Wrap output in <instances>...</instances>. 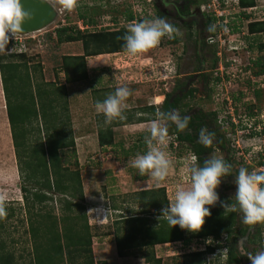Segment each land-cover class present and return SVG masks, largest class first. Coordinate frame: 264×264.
Returning a JSON list of instances; mask_svg holds the SVG:
<instances>
[{"label":"rangeland","instance_id":"obj_1","mask_svg":"<svg viewBox=\"0 0 264 264\" xmlns=\"http://www.w3.org/2000/svg\"><path fill=\"white\" fill-rule=\"evenodd\" d=\"M49 3L56 11L53 23L39 32L15 36L11 41L21 45L31 77L36 76V73L33 74L31 66L38 63L43 82H53L55 86H64L62 91L64 97L57 98V100L58 103H63L65 98L71 119L82 194L83 198H87V201L83 199V205L92 235L91 250L94 263L143 264V261L137 257V253L133 250L128 251L127 255L121 259L116 255L113 239L116 228L122 225H115L114 222L121 213L127 215L126 210L136 208L129 198V194L142 189L162 187L169 203L174 199L175 191L179 186H188L191 183L187 164L192 154L188 147L177 144L169 129L166 151L171 155L173 167L169 170L165 181L157 185L147 174L141 175L137 169L130 165L129 161L138 153L144 154L147 151L144 137L149 134L147 129L150 121L155 118L157 109L160 110V103L156 104L155 98L160 97L162 101L163 93L169 88L170 77L173 75L172 63H174L176 53L180 54L178 59L181 65L189 61V66L184 70L189 71L190 67L198 66L195 51H192V41H186L184 36L186 32L181 29L182 27H178V34L175 36L181 44L175 51L165 44L163 38L157 46L137 55H130L122 51L115 54H102L98 57L95 56L96 58L86 57L85 64L86 61H94L91 64L93 63L95 68L92 66L93 69H86V79L66 83L64 74L59 70L61 57L82 55V46L80 42L56 43L54 37L56 28L66 26L83 33L111 32L117 28H128L129 23H126L127 21L124 19L126 13L129 12L132 15L131 21H142L150 11L143 10L142 0H78V6L71 12L63 9L56 1L49 0ZM236 4L237 2L234 0H194L189 8L190 11L195 10L194 12L198 13L200 6L208 5V8H204V14L214 17L211 25L216 26V40L214 45L213 43L209 45V42H206L207 28L205 27L206 30L201 29V33L204 34L200 45L204 42L209 46L205 47V50L203 49L204 45L199 49L204 66L201 72L205 71L201 77L209 78L210 82L208 85L207 79L204 83L198 81L193 84L192 89L195 92L193 99H190L187 104L188 110H202L205 116L209 112L215 113L218 110L219 115L227 117L228 115L221 112L222 109L228 110L224 99L236 100L235 108L231 105L233 116L239 123L236 128L231 127L230 130L222 131L223 128L217 123V113H215V119L212 122H209L211 117L205 118L207 129L212 127L223 138H227V140L225 139L226 150L224 152L213 149L205 158H210L213 155L222 156L232 165L233 173L223 177L216 189L219 197L230 200L236 192L235 171L238 172L241 167L247 168L249 172L264 170L263 136L246 135L248 131L250 133L251 129L259 126L260 121L263 122L264 76L253 75L256 70L251 67V62L259 55L255 48L260 41H264V33L249 35L246 26L249 22L263 20L261 15L264 12V0H253V6L244 11L248 16L246 19L240 16ZM89 21L92 22L91 27L87 25ZM191 25L193 26V24ZM196 28L195 26L190 27L189 32H193ZM232 28H237V31L232 32ZM183 44L188 48L186 54L180 50V48H184ZM12 50L14 47L10 45L6 51H0V53H9ZM212 50L222 59V65H218L216 69H212L211 66ZM193 58H195L194 62ZM226 61L229 62L226 63L227 65H225ZM180 71L182 70L180 69ZM218 76H221V81L215 84L212 80ZM36 77L38 79V76ZM121 85L128 86L133 93L127 101L128 109L125 113L127 118L106 124L104 115L96 112L95 103L103 101L109 93H113ZM206 86L209 91L206 90ZM256 94L257 96H255ZM149 105L154 107L153 115L144 110ZM180 106H182V102ZM224 120L223 118L220 123L223 124ZM107 127L112 132L113 145L99 148L97 133ZM235 131L241 133L237 135ZM230 134L240 137L231 141ZM257 163L263 165L257 166ZM19 187L20 179L17 175L0 83V193L7 195V207L10 206L13 209L12 216L5 222V232L0 233V242H2L5 251L12 254L13 264H28L29 244ZM54 214L58 216L56 215L59 214L58 210L54 209ZM241 215L240 213L237 215L235 229L248 226L254 231V234L256 228L260 230L261 234L264 232V223L246 225L242 222ZM154 218L158 219V217ZM248 240L247 248L249 249L252 247V243ZM235 241L236 250L242 256L240 264H250V260L241 253L243 244L239 242V237H236ZM221 243L223 245V241ZM206 246L216 249L212 254H205L202 264H225L223 256L218 254L225 248L221 246L220 242L215 243L210 239L204 242L193 240L185 246L176 242L167 243L155 246L153 249L155 256L161 259L160 264H187L190 258L186 257V253L203 251ZM260 249L262 247H259L258 250ZM243 250L248 251L245 247Z\"/></svg>","mask_w":264,"mask_h":264},{"label":"trees","instance_id":"obj_2","mask_svg":"<svg viewBox=\"0 0 264 264\" xmlns=\"http://www.w3.org/2000/svg\"><path fill=\"white\" fill-rule=\"evenodd\" d=\"M52 1L57 2V0ZM236 1L240 16L244 19L248 18L244 11L253 6V0ZM124 19L131 21L132 15L128 12ZM212 21H214L213 16H205L204 27L208 28ZM87 25L91 27L92 22L89 21ZM246 30L249 35L264 33V21L250 22ZM126 31L125 28H118L111 32L83 33L66 26L56 28L54 30L56 43L80 42L82 46V55L61 57L59 70L64 74L65 82L74 83L86 79V57L124 51L125 42L120 37H123ZM231 31H237V28H232ZM207 33V37L215 36V31H207ZM172 41L174 40L171 38ZM17 44L10 40L7 48L11 45L14 50L0 53V83L17 175L20 179L19 191L23 200L24 222L29 244L27 262L28 264H95L91 250L92 235L83 205L84 198L71 119L65 98L63 103H58L57 100L64 97L62 93L64 86L43 82L38 63L31 66L33 74L36 73L38 79L36 76L31 77L27 60L22 53L24 51L21 45ZM255 49L259 55L251 62V67L256 70L253 75L264 76V41H260ZM211 55L212 69H216L218 63L214 50L211 51ZM212 81L217 83L221 79L216 77ZM209 82L208 78L207 84ZM194 91L191 90L188 94ZM168 97L167 95L160 109L162 112L174 110L177 101L179 102L177 99L169 103ZM160 101V97L155 98L156 104ZM235 101L232 100L233 106ZM144 110L152 115L155 112L153 106H147ZM207 117H211L209 122H212L215 113L209 112L206 116L193 117L184 131H178L174 124L169 126V132L176 136L177 144L185 145L192 155L198 157L196 162L199 166H203L205 156L213 149L221 150L223 146L225 148L227 140L212 129L210 123L211 129L208 131L215 134L216 143L205 147L198 142L200 129L207 127L204 121ZM262 119L263 122H259L261 132H251L249 136L261 135L264 138V111ZM230 129L226 128V130ZM97 145L99 148L113 145L109 127L98 131ZM70 159L72 161H69ZM262 165L257 163V166ZM235 174L237 175L238 172L235 171ZM129 198L136 208L126 210L127 215L121 213L114 222L115 225H122L116 228L113 239L116 255L119 258L125 257L128 251L133 250L144 264H160L161 259L154 253L155 246L174 242L185 246L193 240L204 242L207 239L219 243L224 237L221 246L228 250L225 264H240L242 256L236 250L235 239L248 234L249 227L234 228L238 213L225 212L219 202L215 206H206L210 207L211 215L205 218L202 229L193 233L182 230L178 225L171 229L166 220L154 218L159 217L161 209L169 204L164 188L142 189L129 194ZM220 201L234 202L221 196ZM54 209L58 210L59 214H56L58 216H55ZM12 214L13 209L7 207V216L0 219V233L5 232V222ZM248 241L264 248L263 237L258 228ZM215 249L206 246L203 251L186 253V257L192 261L187 264H202L205 254H212ZM12 257L0 242V264H13Z\"/></svg>","mask_w":264,"mask_h":264},{"label":"clouds","instance_id":"obj_3","mask_svg":"<svg viewBox=\"0 0 264 264\" xmlns=\"http://www.w3.org/2000/svg\"><path fill=\"white\" fill-rule=\"evenodd\" d=\"M47 2L49 3V0ZM57 2L69 12L78 6V0H57ZM28 19L30 13L24 9L21 0H0V51H6L10 40L15 38L16 34L23 33L22 25ZM215 27L209 25L207 31L213 32ZM177 34L178 30L174 25L166 17L159 16L129 23L125 35L120 39L125 42L123 48L126 53L137 55L157 46L164 37L171 39ZM217 63L219 64V57ZM206 90L209 91L208 88ZM132 94L128 86H118L103 101L95 103L96 112L104 115L106 124H111L114 120H125L127 101ZM190 120L191 115L181 116L178 110L162 112L157 109L155 118L150 121L147 129L149 134L144 137L147 151L144 154L138 153L129 161L130 165L141 175L147 174L157 185L165 181L169 170L173 167L171 155L166 151L169 126L175 124L178 131H184ZM214 140V133L209 132L207 128L200 129L199 143L210 147ZM197 160L198 157L192 155L187 164L191 183L176 189L174 199L161 209L159 220H166L171 229L178 225L182 230L197 233L205 224V218L211 215L210 207L206 206H215L219 202L225 212L242 214L241 220L246 225L264 223V170L249 172L247 168L241 167L234 180L236 192L231 199L234 202L227 203L220 201L216 189L223 177L233 173L232 165L222 156L213 155L205 159L203 166L196 164ZM6 216L7 195L0 193V219ZM223 240H220L221 245ZM227 251L223 249L218 253L225 261ZM241 253L250 260L251 264H264V248L253 253L244 251L241 245Z\"/></svg>","mask_w":264,"mask_h":264},{"label":"flooded vegetation","instance_id":"obj_4","mask_svg":"<svg viewBox=\"0 0 264 264\" xmlns=\"http://www.w3.org/2000/svg\"><path fill=\"white\" fill-rule=\"evenodd\" d=\"M193 1L194 0H142L143 10L147 9L148 11H150L148 12V16H145L144 19L145 18L153 19L159 16L166 17L167 20L171 24H173L176 29H178V27L179 28L182 27L181 29H183L186 32L184 34L186 41H190V40L192 41V44H193L192 51H195L196 58L198 59V66L190 67L189 71L184 70V69H187V67L189 66V61L184 62L183 65H181L178 59L180 57V54L176 53V55L174 56V63H172L173 75L170 77V83H169L170 85H169V88L165 90V92L163 93V98H162V101L160 102V107H159L160 109L162 108L167 98V95H168L169 103H173L174 101H177V99L179 100V102L177 101L176 107L174 108V110H178L181 116L191 115V119H193V117L195 116L205 115L203 114L204 112L202 110H193V109L188 110L187 104L189 103L190 99H193L192 97L195 91L191 92L190 95L188 94V92H190L191 90H194L192 89L193 84L198 81L200 83L203 81L204 83V81L208 79V78H205L204 76L201 77V75L205 73V71L203 73L201 72L204 66L202 63V57L199 54V49L202 48L203 45H204L203 47L204 50L206 49L205 47L207 48L209 47L203 41H202L203 44L200 45L202 35L204 34V33H201V31L204 29L206 30V28L204 27L206 15L204 14V9L200 7H199L198 13H195L194 12L195 10L190 11L189 8L192 5ZM131 22L133 21H127L126 23H131ZM191 24H193L195 28L197 27L193 32L191 31L189 32L190 27H193ZM124 28L127 29L126 27ZM172 39L174 41L171 42L170 38L164 37L165 44L169 45L172 48V50L175 51L178 45L181 43L177 41L176 36ZM180 50L186 54L188 51L187 45H184V48H180ZM194 59L195 58L192 59L193 62H194ZM180 69L182 71H180ZM206 89H207V86H206ZM181 102H182V106H180ZM184 107L187 109V111H185L186 109L184 110ZM204 121H206V119ZM174 137L176 136L174 135ZM214 143H216L215 140H214ZM223 147L221 150L220 149H217V150L224 152L225 148ZM224 159L226 160L225 157ZM195 163L197 164V162ZM253 235H255L254 231L248 228V234H246L244 237L239 238V242L242 243L243 247H245L246 250L248 251H257L259 249L257 244H251L252 247L249 249L247 248V244H248L247 240L250 239Z\"/></svg>","mask_w":264,"mask_h":264},{"label":"water","instance_id":"obj_5","mask_svg":"<svg viewBox=\"0 0 264 264\" xmlns=\"http://www.w3.org/2000/svg\"><path fill=\"white\" fill-rule=\"evenodd\" d=\"M21 3L30 13V19L23 23V33L16 35L42 30L55 19L56 11L47 0H21Z\"/></svg>","mask_w":264,"mask_h":264},{"label":"built area","instance_id":"obj_6","mask_svg":"<svg viewBox=\"0 0 264 264\" xmlns=\"http://www.w3.org/2000/svg\"><path fill=\"white\" fill-rule=\"evenodd\" d=\"M235 1V0H234ZM204 8H208V5H204V6H202V9H204ZM237 8V10L239 11L240 9L238 8V6L236 7ZM205 11V10H204ZM247 11V10H246ZM214 12V11H213ZM221 17V16H220ZM215 40H216V38L215 37H207L206 38V42L208 43L209 42V44H214V42H215ZM217 56L219 57V66L220 65H222L221 63H222V59L220 58V55L219 54H217ZM225 63H228V61H226ZM220 79H221V76H218ZM224 101H225V105H226V108L228 109L227 111H224V109H222L221 110V112L223 113V114H225V115H228L227 117H225V116H221V115H219V112H218V110L216 111V113L218 114V116H217V123L219 124V126H221L223 129L225 128H231V126L233 127V128H236L237 127V125L239 124L238 122H237V120H235V117L233 116V108L231 107V105L233 106V104H232V100H228L227 98H225L224 99ZM234 107V106H233ZM223 118L225 119L224 120V122H223V124H221L220 123V121L221 120H223ZM260 130H261V126H260V124H259V126H257L256 128H254V129H251V131H250V133L251 132H260ZM235 133L238 135V134H240L241 132H236L235 131ZM249 134V131H248V133L246 134V135H248ZM228 137V136H227ZM229 137H231V141H233V139L234 138H239L240 136H233V135H229ZM261 236L263 237L264 236V232L261 234ZM263 241H264V237H263Z\"/></svg>","mask_w":264,"mask_h":264},{"label":"crops","instance_id":"obj_7","mask_svg":"<svg viewBox=\"0 0 264 264\" xmlns=\"http://www.w3.org/2000/svg\"><path fill=\"white\" fill-rule=\"evenodd\" d=\"M264 11V10H263ZM262 16V18H263V20H261V21H264V12H263V14L261 15ZM253 22H255V21H253ZM100 56V55H99ZM96 57H98V56H96ZM96 57H92V58H96ZM91 62H93L94 63V61H91ZM91 62H87L86 61V64H85V66H86V69H89V70H91V69H93V63L91 64ZM89 63V64H88ZM93 66V67H92ZM95 68V67H94ZM88 71V70H87ZM85 199V201H87V198H84ZM157 257V256H156ZM121 259V258H120ZM144 264V263H143Z\"/></svg>","mask_w":264,"mask_h":264},{"label":"bare ground","instance_id":"obj_8","mask_svg":"<svg viewBox=\"0 0 264 264\" xmlns=\"http://www.w3.org/2000/svg\"><path fill=\"white\" fill-rule=\"evenodd\" d=\"M53 23V22H52ZM39 31H41V30H39ZM39 31H34V32H31V33H36V32H39ZM30 32L29 33H26V34H23V35H28V34H31ZM23 35H20V36H23ZM16 37H18L19 35H15ZM12 40V39H11ZM247 128V127H246ZM250 128H252V127H250ZM249 128V129H250ZM241 129H242V127H241ZM261 132V131H260Z\"/></svg>","mask_w":264,"mask_h":264}]
</instances>
